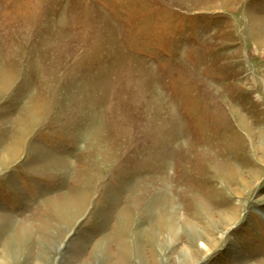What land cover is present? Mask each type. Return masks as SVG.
<instances>
[{"label": "rangeland", "instance_id": "obj_1", "mask_svg": "<svg viewBox=\"0 0 264 264\" xmlns=\"http://www.w3.org/2000/svg\"><path fill=\"white\" fill-rule=\"evenodd\" d=\"M263 215L264 0H0V264H264Z\"/></svg>", "mask_w": 264, "mask_h": 264}, {"label": "bare ground", "instance_id": "obj_2", "mask_svg": "<svg viewBox=\"0 0 264 264\" xmlns=\"http://www.w3.org/2000/svg\"><path fill=\"white\" fill-rule=\"evenodd\" d=\"M263 216H264V215H263ZM183 253H184V254H183ZM187 256H188L187 252H182V257H183V258H188Z\"/></svg>", "mask_w": 264, "mask_h": 264}]
</instances>
